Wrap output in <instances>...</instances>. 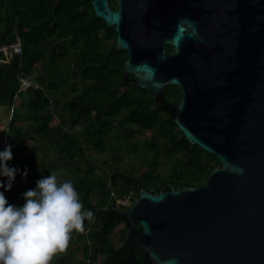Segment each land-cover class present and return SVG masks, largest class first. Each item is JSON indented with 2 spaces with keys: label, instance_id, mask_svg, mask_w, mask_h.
I'll return each instance as SVG.
<instances>
[{
  "label": "water",
  "instance_id": "water-1",
  "mask_svg": "<svg viewBox=\"0 0 264 264\" xmlns=\"http://www.w3.org/2000/svg\"><path fill=\"white\" fill-rule=\"evenodd\" d=\"M116 1L92 5L128 52L124 79L157 102L179 88L172 119L220 162L203 186L142 189L119 211L131 248L152 264H264V0Z\"/></svg>",
  "mask_w": 264,
  "mask_h": 264
},
{
  "label": "trees",
  "instance_id": "trees-1",
  "mask_svg": "<svg viewBox=\"0 0 264 264\" xmlns=\"http://www.w3.org/2000/svg\"><path fill=\"white\" fill-rule=\"evenodd\" d=\"M104 27L92 0H0V45L20 37L23 51L0 64V111L12 110L0 149L12 145L9 164L19 169L12 188L0 190L10 203L22 204V193L36 187L41 176L63 170L62 179L74 182L84 208L94 212L83 230L72 231L70 255L57 252L54 264H68L76 251L83 257L78 264H152L139 248H131L128 221L119 213L130 206L118 200L130 196L134 202L142 189L159 192L166 184L203 186L220 165L216 156L186 140L172 119L168 109L180 101L177 87L168 86L161 103L145 89L125 86L128 55L108 44L115 35L105 32L100 38ZM20 77L32 82L26 91ZM68 90L72 98L61 114L58 96ZM117 132L118 143L130 144L134 152L139 147L131 139L150 138L145 153H152L153 162L147 169L120 171L123 149L108 144ZM159 140L173 163L166 177L157 173ZM103 153H110V163L94 157ZM0 179L6 184V177ZM75 243L79 247L73 250Z\"/></svg>",
  "mask_w": 264,
  "mask_h": 264
},
{
  "label": "clouds",
  "instance_id": "clouds-1",
  "mask_svg": "<svg viewBox=\"0 0 264 264\" xmlns=\"http://www.w3.org/2000/svg\"><path fill=\"white\" fill-rule=\"evenodd\" d=\"M12 159L11 144L0 149V177L7 178L6 184L0 179V189H11L19 171L9 164ZM62 171L41 176L36 187L22 193V204L10 203L0 190V264H51L54 254L67 248L72 231L83 230L85 218L94 216L84 208L74 182L60 179Z\"/></svg>",
  "mask_w": 264,
  "mask_h": 264
},
{
  "label": "rangeland",
  "instance_id": "rangeland-1",
  "mask_svg": "<svg viewBox=\"0 0 264 264\" xmlns=\"http://www.w3.org/2000/svg\"><path fill=\"white\" fill-rule=\"evenodd\" d=\"M66 95L65 97H62L61 95L58 96V99L61 101V111H63V107L66 104V101H69L72 98V93L68 90L66 91ZM12 110L9 109V114L11 115ZM4 115L3 112L0 111V146L4 145L6 142V137H7V133H8V129H7V124L8 121H10L9 118V114ZM61 114H65V112H61ZM80 129V128H79ZM79 129H77L78 131H80ZM118 133L113 135V137L111 138L110 142L108 143L111 147H114L115 145H118L122 150L121 152V156L123 157V160L120 162V171H124L128 168H136L139 171H141L140 169H147L149 167V165L153 162V158H152V153L150 154H146L145 150L147 148L145 141L149 140L150 138L144 134V135H140L138 138H133L131 139L132 144H137L138 145V150L137 151H132L131 147H129V145L126 143V145H124L123 143H118ZM164 141L163 140H159L158 145L160 146L161 152L158 156V160H157V173H159L162 177H166L167 175H169L171 173L172 170V162L171 159L169 160L166 156V152H165V145H164ZM52 153L54 152L53 150L51 151ZM94 157L96 158V160L99 161H105L107 160L109 163V157H110V153H103V154H95ZM119 166V165H118ZM61 172H58V175L60 177V179H62ZM118 204L120 203V205H125V206H131L133 204V199L130 196L127 197H123L120 198L117 202ZM114 240L116 241L117 246H120L121 242L119 241V239H117V236L114 237ZM79 247V245H77L76 243L72 245V249L76 250V248ZM62 252V253H61ZM77 254L74 257H71V261L68 262V264H78L79 260L82 259V252L81 251H76ZM58 253L63 254L64 256H69L70 252L68 249H65L63 251H60ZM58 253L54 254L53 259L51 261V264H54L53 260L56 259L58 257Z\"/></svg>",
  "mask_w": 264,
  "mask_h": 264
},
{
  "label": "flooded vegetation",
  "instance_id": "flooded-vegetation-1",
  "mask_svg": "<svg viewBox=\"0 0 264 264\" xmlns=\"http://www.w3.org/2000/svg\"><path fill=\"white\" fill-rule=\"evenodd\" d=\"M108 3H109V7H110L113 11H118V10L120 9V5H119V3H118L116 0H108ZM98 18H99L103 23H105V27L103 28V32L100 34V38H103V37H104V33H105V32L110 33V34H113V35H115V37L112 38V39H109V40H107V41H108V44H109L110 46L116 44V42H117V31L115 30V28L110 27L104 19H102V18H100V17H98ZM116 47H117V45H116ZM117 49H118V50H121V49H119L118 47H117ZM121 51H124V50H121ZM125 52H126L127 55H128V52H127V51H125ZM167 53H168V54H174V53H175V50H174V48H173L171 45H168V46H167ZM123 81H124L126 87H130V86H131V87H135V86L133 85V82L135 81V78H133L132 76H131V77H127L126 79H124V76H123ZM167 87H168V86H167ZM167 87H166V88H167ZM176 90L179 92L178 94L180 95V100H181L182 92H181V90H180L179 88H176ZM165 100H166V98H165V92H164V98H163V100L161 101V103H164ZM179 102H180V101H178V103H179ZM178 103H176V104H178ZM176 104H174V105H176ZM174 105H172L171 107H173ZM171 107H170V108H171ZM170 108H169L168 110H170ZM117 211H118V210H117Z\"/></svg>",
  "mask_w": 264,
  "mask_h": 264
},
{
  "label": "built area",
  "instance_id": "built-area-1",
  "mask_svg": "<svg viewBox=\"0 0 264 264\" xmlns=\"http://www.w3.org/2000/svg\"><path fill=\"white\" fill-rule=\"evenodd\" d=\"M22 40L20 37L14 43L0 45V64L9 63L14 57L22 54ZM31 82L22 80V89L26 90L31 86Z\"/></svg>",
  "mask_w": 264,
  "mask_h": 264
}]
</instances>
